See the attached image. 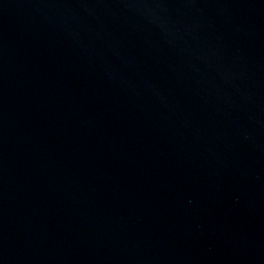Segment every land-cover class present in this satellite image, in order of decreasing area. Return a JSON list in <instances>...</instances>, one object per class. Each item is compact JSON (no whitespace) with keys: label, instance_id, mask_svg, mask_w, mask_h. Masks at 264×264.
Segmentation results:
<instances>
[{"label":"water","instance_id":"1","mask_svg":"<svg viewBox=\"0 0 264 264\" xmlns=\"http://www.w3.org/2000/svg\"><path fill=\"white\" fill-rule=\"evenodd\" d=\"M0 264H264V0H0Z\"/></svg>","mask_w":264,"mask_h":264}]
</instances>
